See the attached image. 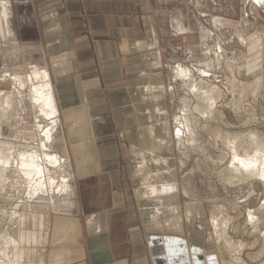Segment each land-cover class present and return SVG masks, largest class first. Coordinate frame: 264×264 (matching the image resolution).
<instances>
[{
    "label": "crops",
    "instance_id": "1",
    "mask_svg": "<svg viewBox=\"0 0 264 264\" xmlns=\"http://www.w3.org/2000/svg\"><path fill=\"white\" fill-rule=\"evenodd\" d=\"M167 2L0 0V69L29 46L53 85L76 186L78 229L51 232L67 264L212 263L209 213L182 193L172 143Z\"/></svg>",
    "mask_w": 264,
    "mask_h": 264
},
{
    "label": "rangeland",
    "instance_id": "2",
    "mask_svg": "<svg viewBox=\"0 0 264 264\" xmlns=\"http://www.w3.org/2000/svg\"><path fill=\"white\" fill-rule=\"evenodd\" d=\"M167 3L168 34L164 49L172 143L180 166L182 193L204 203L209 213L212 244L204 255L209 256L211 264H264V177L239 178L231 172L234 144L227 137L240 133L241 139L247 141L252 132L262 138L260 149L264 151V0H168ZM174 17L176 22L183 23L176 27L178 36L171 25ZM15 47L2 53L0 75L28 73L31 65L44 67L39 65L34 49L25 45ZM179 66L190 70L191 82L203 85L208 95H212L211 109L206 113H201L197 106L207 105V100L198 105V97L189 83L174 77ZM0 90L12 91L11 82H0ZM26 93L23 92L26 95L23 98L15 94L7 109L10 121L1 126L0 137L4 134L15 141V134L19 133L29 142L34 140L28 134L34 129L35 117L42 116L32 107ZM185 115L193 129L191 141L185 132L178 140L174 134L178 120ZM58 118L50 148L64 159L69 158L63 172L69 188L67 193L56 192L52 199L46 195L44 199H30L25 178L15 171L8 176L4 192H0V232H7L18 241L20 215H43L42 225L34 226L27 219L21 229L40 231L39 238L20 243L19 248L26 249L24 259L19 261L11 259L12 251L8 249L9 264L68 263L65 261L69 260L68 247L57 256L50 249L56 247L51 234L57 227L55 221L64 235L78 229L76 219L69 216L77 205L75 177L59 115ZM0 122L4 123L1 118ZM43 123L40 120L39 124ZM236 151L240 155L251 154L242 147ZM215 219L219 221L217 227L213 224ZM47 224L49 241L45 244L41 237ZM221 231L230 242L227 245L218 240Z\"/></svg>",
    "mask_w": 264,
    "mask_h": 264
},
{
    "label": "bare ground",
    "instance_id": "3",
    "mask_svg": "<svg viewBox=\"0 0 264 264\" xmlns=\"http://www.w3.org/2000/svg\"><path fill=\"white\" fill-rule=\"evenodd\" d=\"M189 75L190 70L179 66L175 70L174 77H179L186 84L189 83V87L198 97V105L207 100V105L197 106V109H199L201 113H206L209 109H211L209 104L213 102L212 95H208V91L203 85L191 82ZM4 81L11 82L12 91L0 90V118L4 121V123L0 122V128L10 121V118L7 116V109L12 105L15 96L19 95L22 98L23 96H26L23 92H27L26 94L28 99L32 102V107L37 108L42 117L38 116V118H33L36 124L34 123L33 131L28 134L34 139L30 142L27 141L25 137H22V134L19 135V133L15 134V137H17L15 141L6 138L4 134L0 137V192H4V186L9 180L8 176L13 174L12 171H15L19 172L25 178V184L28 186L27 195L30 199H44L42 198L44 195H46V197L49 196L52 199L58 191H64L67 193L69 188V184L67 183L68 178L65 174H63L64 168H66L67 158L64 159V156H60L50 148L58 121L57 108L49 73L44 67L31 65L28 73L20 74L17 72H8L0 75V82ZM40 120L44 122L42 125L39 124ZM178 123L179 124L175 127L174 133L177 140L180 138V134L185 132L184 134L186 135V138L191 141L193 138V129L191 128L189 117H186L185 115L178 120ZM227 137H229L231 139L230 142L234 144L230 159L231 172L236 174L239 178L247 176L264 177V151L260 149V141L262 138L252 132H250V136L247 141L241 139L240 133L231 134ZM18 138L21 141H19ZM236 147H242L245 148V150L249 149L251 154L246 152L243 153V155H240L236 151ZM241 161H243V164ZM21 175L20 177H22ZM2 196L4 197V200H6L5 196ZM16 206H18V204ZM38 216L39 218L37 219L36 217ZM41 217H43V215L21 214V228H23L27 219H29L34 226L42 225L43 222L40 221ZM213 224L217 227L219 221L215 219ZM21 228L17 232L19 235L18 241L8 236L6 234L7 232H0V264H9L10 257L8 249L10 248L13 252H11V259L14 261H19L22 258L24 259L26 248L22 247L20 249V243H22L23 240L32 242L38 237V234H40V231H26ZM42 234L43 236L41 237V241L43 240L46 244L48 240V224ZM218 240L224 242L226 245L230 243L226 239L223 231H221L218 235ZM28 247L30 248V246ZM50 249H52V253L56 255L57 247ZM31 254L35 255V251H31Z\"/></svg>",
    "mask_w": 264,
    "mask_h": 264
},
{
    "label": "snow or ice",
    "instance_id": "4",
    "mask_svg": "<svg viewBox=\"0 0 264 264\" xmlns=\"http://www.w3.org/2000/svg\"><path fill=\"white\" fill-rule=\"evenodd\" d=\"M241 163L243 164V161H241Z\"/></svg>",
    "mask_w": 264,
    "mask_h": 264
}]
</instances>
